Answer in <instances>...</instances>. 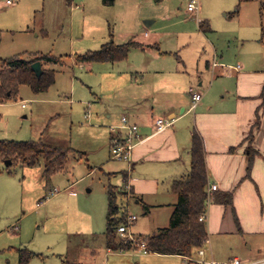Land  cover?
<instances>
[{"label": "rangeland", "instance_id": "374dc122", "mask_svg": "<svg viewBox=\"0 0 264 264\" xmlns=\"http://www.w3.org/2000/svg\"><path fill=\"white\" fill-rule=\"evenodd\" d=\"M188 1L164 0L160 4L151 0L139 1L138 19L141 25L148 17L156 19L153 27H159L157 32L162 36V49L177 52L186 69L203 82L204 88L214 79L215 86L219 82L224 83L222 87L234 84L236 75L233 79L226 75L215 77L213 71L206 68V61L212 63L215 56L225 66L237 65L238 61L243 64L242 60H246L250 66L243 64V71H263L261 30L254 36L252 28L254 22H264L259 13L261 0H199L210 17L213 31L196 35L187 33L198 29L199 20L185 21V15L178 9L182 3L187 6ZM4 5L5 0H0V58L51 54L62 57L64 65H44V68L56 70V81L47 91L35 93L30 86L21 85L17 100L0 104V140H36L45 130L66 140L78 151L71 150L64 172L51 176L45 175L43 155L34 165L9 164L11 173L0 172V264H20V255L24 252L32 254L25 264H63V258L75 260L79 247L82 248L79 252L82 261L92 259L90 248L95 247L98 264H181L176 256L147 254L141 248L129 250V253L108 254L103 245L108 214L106 190L118 179L109 178L106 172L112 168L119 171L128 165L125 160L110 157L109 130L97 117L98 114L103 116L116 102L110 97L103 78L105 68H111L113 64L81 63L74 58L88 50L99 49L109 40L111 32L115 31L117 40L125 39L123 36L136 29L135 22L114 17V12L121 11L120 2L114 7H105L101 0H16L14 6L5 8ZM237 8L242 17L232 15ZM204 17L201 13L200 19ZM163 58V64L170 67L178 62L174 54ZM118 64L126 67V62ZM225 94L226 100L231 97L230 92ZM66 99H71L72 103ZM23 100L27 102V108H22ZM94 101L97 105L92 109L90 105ZM117 115L121 117V112ZM192 115L185 120L191 130L194 127ZM0 166L7 167L5 162ZM90 166L95 168L90 170ZM167 181H160L158 194L145 195L148 203L163 204L153 206L149 215L141 211V204L138 206L132 201L127 208L126 202L118 198L120 214L128 211L139 216L129 226L131 233L151 235L149 233L155 228L169 225L174 208L171 204L177 202L178 195L172 189L168 190L170 184ZM251 187L253 194L247 190L242 197L245 206L242 219L247 229L244 238L236 232L237 217L232 205L227 209L225 226L231 224L233 234L218 235L210 227L211 219L208 218L210 242L202 249L207 255L214 253L219 262H227L234 256L243 260L264 258H258L264 255V198L261 201L255 185ZM219 208L221 212L214 227L221 225L220 217L225 215L226 207ZM210 213L213 217L215 211L208 201L207 214ZM91 234L96 236L94 242ZM119 238L124 239L120 235Z\"/></svg>", "mask_w": 264, "mask_h": 264}, {"label": "crops", "instance_id": "0c3cea01", "mask_svg": "<svg viewBox=\"0 0 264 264\" xmlns=\"http://www.w3.org/2000/svg\"><path fill=\"white\" fill-rule=\"evenodd\" d=\"M6 1L5 8L16 4V0H13L12 4H7ZM139 1L144 0H114L110 5H106L102 1L105 7H114L120 2L119 10L121 11L119 13L114 12V17L126 19L128 23L135 22L133 25L136 29L132 33L123 36L125 38L122 39L123 41L117 40L115 31L114 33L110 31L114 41L118 44L128 41H134L139 44L138 47L131 49L127 59L119 62H109L113 66L108 69L105 68L103 73L105 83L108 84L110 90L109 95L116 101L113 106L105 110L103 116L101 114L97 115L98 119H102L105 123V128L109 130L110 157L112 137L116 136L117 138L123 133V130L118 128L122 123L123 116H127L130 123L136 124L139 127L140 134V141L132 150L131 159L127 161L128 165L119 171L109 167L111 170L106 172L107 176L116 179L118 177L119 180H115V186L126 189L127 195L121 199L126 202L127 208L130 207L132 201H135L137 205H142V207L140 206L142 208L141 211H145L147 215L151 214L153 206H161L163 204H150L145 200V195L151 193L158 194L160 191V181L164 179L168 180L167 182L170 184L168 190L170 191L174 179L187 176L190 172V147L193 129L191 130V127H189L190 124H186L185 120L193 113V128H196L204 139L209 185H217L218 189L216 192L233 193L232 208L233 213L237 217L236 232L242 234L243 237L244 231L247 230L242 219L245 207L242 204V197L245 191L251 190V185L254 184L260 200L262 201L264 198V107L261 108V104L264 101L262 96L264 90V69L262 72L256 69H249L245 72L242 70L243 64L247 63L250 66V62L248 63L246 60H242L243 64L238 61L237 65L230 64V66H225L219 63L215 56L212 63L209 60L206 61V68L212 70L215 77L226 75L230 79H233L234 75H236L234 84L230 85V87L228 85L222 87L224 83L219 82L220 84L215 86L213 82L216 79H214L207 88H204L203 82L201 80L198 81V77L192 75L186 69L184 61L177 52L162 49V36L160 32H157L159 27H153L156 24V19H149L148 17L147 20H144V24L141 25V21L138 19L140 11L137 8L140 7ZM151 1L160 4L164 0ZM184 5L182 3L178 9L180 11L179 13L185 15V21L192 19L199 20L198 29L196 31H190L187 34L196 35L198 32L207 34L213 31L209 20L210 17L203 10L204 4L202 5L200 3V10L197 17L190 16L187 6ZM201 13L205 16L203 19H200ZM259 13L263 20V0H261ZM232 15L242 17L238 8ZM201 22L204 23V28L201 26ZM252 28L255 34L254 36H258V32L261 30L262 38L259 42L264 43V22L261 24L254 22ZM236 38L237 36L234 39L236 40ZM245 40H247V37L243 41ZM136 50L140 51L139 53L142 54L141 57H139L138 52H134ZM170 54H174L178 59V62L172 67L163 64L162 61L164 56ZM123 62H126V67L118 64ZM192 88L194 92L201 94V100L197 102L194 109L191 107L193 93L190 89ZM202 89L204 92L201 91ZM225 92L231 93V97L227 100ZM220 94L222 95L220 96ZM66 100L72 103L71 99ZM99 104L100 102L98 101ZM21 105L22 108H27L26 101H21ZM96 105L97 103L94 101V104L90 106L92 109H95ZM258 109L260 123L253 130L254 136L251 141L248 139V136L256 122ZM118 112H121V117L119 118L117 115ZM90 114L88 112V118H90ZM93 115L94 113L92 114L94 119ZM24 117L27 118V115H24ZM159 118L172 119L173 123L171 126L158 131L155 126V121ZM37 139H41L52 146L70 149V152L74 150L68 142H65L66 140L55 137L45 130L40 132ZM249 146L256 149L259 154L255 157L250 177H247V148ZM103 165L106 166V163H103ZM89 168L92 170L95 166H90ZM124 172L127 174V180H125ZM119 177L122 178L120 179ZM71 186L72 184H69V187ZM214 192L210 195L209 201L215 214L213 217L211 213L209 215L206 214L207 223L208 218L209 220L211 219L210 223L212 226L210 225V227L212 229L214 228V232L218 235L233 234L234 228L232 225L225 226V216L230 205L225 206L217 203L214 199ZM252 194L253 191L251 190ZM175 204L172 203L171 205L174 207ZM219 207H221V210L224 209L223 207H226V211L224 213L225 215L220 217L221 225L214 227L213 225L217 222L218 215L221 212ZM126 214H134L138 220L139 216L136 213L127 211ZM160 228L163 227H157L152 232L155 233ZM132 234L138 237L137 239L143 237L142 234ZM103 235V245L106 253H129V251H116L108 248L105 232ZM89 236L94 242L96 236L94 234ZM73 237H76V234ZM208 242H210V238ZM80 250L82 251L81 247L77 249V251L81 252ZM90 250L92 259L88 261H82L80 253L76 252L77 255L74 261L63 258L62 262L63 264H65V261L81 264H98L95 256V247H91ZM202 250L204 251V249ZM143 252L150 254L145 250ZM153 254L161 255L158 253ZM173 256L178 257L181 260V264H191L189 260L191 257ZM193 256V258H200L199 251H195ZM261 257H264V255L258 258ZM203 258L206 260H210V258L213 260L216 259L212 252L210 255L204 252Z\"/></svg>", "mask_w": 264, "mask_h": 264}, {"label": "trees", "instance_id": "16d2710c", "mask_svg": "<svg viewBox=\"0 0 264 264\" xmlns=\"http://www.w3.org/2000/svg\"><path fill=\"white\" fill-rule=\"evenodd\" d=\"M104 4L110 5L114 0H102ZM161 1V0H158ZM204 28V23L201 22ZM206 30V29H205ZM139 44L134 41L118 44L114 41L113 35L97 50L76 55V61L81 63L92 62H119L128 58L132 48ZM41 62L42 73L38 75L31 67L34 62ZM64 65L62 57H55L51 54H30L28 58L14 56L0 58V104L10 100H17L21 85H28L35 93L47 91L56 79V70L44 68L47 64ZM264 98V90L262 93ZM264 107V101L261 104ZM260 108V109H261ZM260 123L259 109L257 119L254 123L249 140H253V130ZM121 133L120 135H122ZM120 136L112 137V146L115 145ZM248 163L246 176L250 177L255 157L259 152L252 146L247 148ZM70 149H62L52 146L41 139L28 141L0 140V163L7 160L11 165L18 163L34 165L38 162L40 155L45 159V175L51 176L55 173L64 172L69 161ZM190 172L187 176L173 180L171 189L178 195L170 217L169 225L160 228L157 232L143 236L137 241H143L146 245L145 251L161 255H180L191 257L194 252L202 249L209 239L207 219L200 220L202 215L207 214L210 194L209 172L206 163V149L204 139L200 132L193 128L190 147ZM6 170L11 173L10 165L0 166V172ZM125 180L127 174L124 172ZM127 195L126 189L109 184L107 187L108 214L106 240L107 247L113 250L129 251L139 249V244L133 241H126L119 238L118 227L126 222V211L120 214L117 204L118 198ZM214 199L217 203L228 206L233 204L232 192H214ZM20 255V264H25L32 257L31 253L24 252ZM26 255V256H25ZM65 264H81L65 261Z\"/></svg>", "mask_w": 264, "mask_h": 264}, {"label": "built area", "instance_id": "2783aa9c", "mask_svg": "<svg viewBox=\"0 0 264 264\" xmlns=\"http://www.w3.org/2000/svg\"><path fill=\"white\" fill-rule=\"evenodd\" d=\"M7 4H12L13 0H7ZM187 10L190 16L197 17L200 10L199 0H191L188 3ZM193 93L192 109L195 108L198 101L201 100V94L194 92V89H190ZM25 106V105H24ZM173 123L172 119L159 118L155 121V126L158 131H161ZM119 129L123 130V134L120 136L118 142L111 147V157L113 159L129 161L131 159L132 150L140 141L139 127L136 124L130 123L127 116L122 117V123L118 126ZM218 186L215 184L209 185L208 192L211 195L212 192L216 191ZM57 192V190L55 191ZM206 216L202 215L200 220H205ZM137 220V216L134 214H126V222L118 227V234L122 236L126 241H133L139 244V246L145 250L146 245L143 241H137L133 234L129 231V226ZM200 258H189L191 264H264V258L259 260H243L239 257H233L227 262H219L217 260H206L204 259V251L200 250Z\"/></svg>", "mask_w": 264, "mask_h": 264}, {"label": "water", "instance_id": "95a60500", "mask_svg": "<svg viewBox=\"0 0 264 264\" xmlns=\"http://www.w3.org/2000/svg\"><path fill=\"white\" fill-rule=\"evenodd\" d=\"M32 69L38 74L40 75L42 73V65L41 62L37 61L32 63L31 65ZM6 166H8L9 164H11L10 160L5 161Z\"/></svg>", "mask_w": 264, "mask_h": 264}]
</instances>
